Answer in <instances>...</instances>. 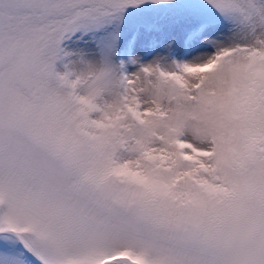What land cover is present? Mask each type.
<instances>
[{
    "label": "snow or ice",
    "instance_id": "1",
    "mask_svg": "<svg viewBox=\"0 0 264 264\" xmlns=\"http://www.w3.org/2000/svg\"><path fill=\"white\" fill-rule=\"evenodd\" d=\"M0 264H264V0H0Z\"/></svg>",
    "mask_w": 264,
    "mask_h": 264
}]
</instances>
